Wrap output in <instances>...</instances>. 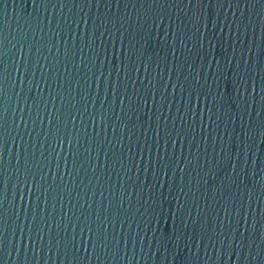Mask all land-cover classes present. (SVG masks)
<instances>
[{
	"label": "water",
	"instance_id": "1",
	"mask_svg": "<svg viewBox=\"0 0 264 264\" xmlns=\"http://www.w3.org/2000/svg\"><path fill=\"white\" fill-rule=\"evenodd\" d=\"M0 264H264V0H0Z\"/></svg>",
	"mask_w": 264,
	"mask_h": 264
}]
</instances>
